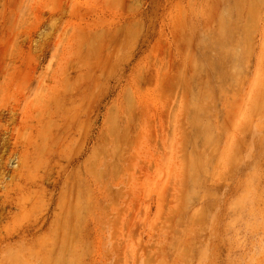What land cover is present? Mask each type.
<instances>
[{
	"label": "rangeland",
	"instance_id": "rangeland-1",
	"mask_svg": "<svg viewBox=\"0 0 264 264\" xmlns=\"http://www.w3.org/2000/svg\"><path fill=\"white\" fill-rule=\"evenodd\" d=\"M0 264H264V0H0Z\"/></svg>",
	"mask_w": 264,
	"mask_h": 264
}]
</instances>
